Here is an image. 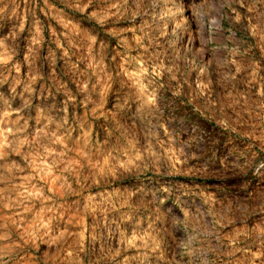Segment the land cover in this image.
Masks as SVG:
<instances>
[{
  "label": "rangeland",
  "instance_id": "1",
  "mask_svg": "<svg viewBox=\"0 0 264 264\" xmlns=\"http://www.w3.org/2000/svg\"><path fill=\"white\" fill-rule=\"evenodd\" d=\"M0 264H264V0H0Z\"/></svg>",
  "mask_w": 264,
  "mask_h": 264
}]
</instances>
